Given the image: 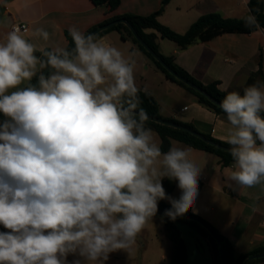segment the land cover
Masks as SVG:
<instances>
[{"label":"clouds","instance_id":"9594fccd","mask_svg":"<svg viewBox=\"0 0 264 264\" xmlns=\"http://www.w3.org/2000/svg\"><path fill=\"white\" fill-rule=\"evenodd\" d=\"M29 31L13 26L0 42V225L9 230L0 232V264H69V255L78 257L71 264H105L136 246L159 201H169L172 220L193 209L202 170L191 147L162 151L147 126L141 94L151 93L136 84L137 53L75 27L73 47L46 50ZM34 34L50 39L43 27ZM219 108L229 186L264 190V81L227 93Z\"/></svg>","mask_w":264,"mask_h":264},{"label":"crops","instance_id":"0c3cea01","mask_svg":"<svg viewBox=\"0 0 264 264\" xmlns=\"http://www.w3.org/2000/svg\"><path fill=\"white\" fill-rule=\"evenodd\" d=\"M164 1L122 0L117 9L110 11L105 5L95 6L91 0H0V7L5 8L0 22V42L5 40L16 23L25 22L30 29L26 37L37 48L50 50L57 45L69 47L66 34L70 28L75 27L88 34L91 29L109 19L128 14L150 16L160 11ZM249 1L171 0L158 20L176 33H185L201 16L208 14L242 19L250 12ZM262 3L264 6V0ZM41 27L50 33L48 41L34 34L35 29ZM98 39L118 48L125 55L137 53L136 84L141 88L146 87L157 100L162 117L190 123L200 133L226 143L223 139L228 126L226 116L217 115L198 104L189 91L168 80L131 41L123 40L119 32L111 31ZM168 42L171 41L158 40L159 52L165 57H174L178 66L204 85L218 83L221 91L242 93L244 87L261 81V77H258L260 72L264 81V29L249 34H223L186 50H180L177 44ZM154 133L156 141L161 145V138L155 131ZM174 145L187 146L173 140L172 146ZM192 149L190 158L201 168L199 181L203 184L193 207V214L209 222L229 239L237 256L264 247V190L259 185L254 188L230 187L227 178L232 165L223 167L218 156ZM177 190L176 182L171 197L174 198ZM169 205L171 206L170 203ZM149 221L164 224L161 217L155 216ZM178 227L187 247V264H213L210 247L197 229L182 223ZM147 234L148 227L145 225L137 237V246L140 238H148L145 244H141L144 249H149L153 243L157 244L155 236L149 234L148 237ZM164 251L165 249H160L153 261L144 253L141 264H169ZM118 252L119 250L109 254L108 264L119 263ZM77 258L69 255L67 259L71 264ZM259 264H264V261Z\"/></svg>","mask_w":264,"mask_h":264},{"label":"trees","instance_id":"16d2710c","mask_svg":"<svg viewBox=\"0 0 264 264\" xmlns=\"http://www.w3.org/2000/svg\"><path fill=\"white\" fill-rule=\"evenodd\" d=\"M92 3L97 6H107L110 11L117 9L121 5L122 0H91ZM171 0H165L163 2L162 8L160 11L150 15V16H137V15H124L122 17H116L113 19H109L105 21L103 24L94 27L89 31V33L95 31L99 27L108 24L113 21H117L120 19H126L136 30L139 36L143 39V41L156 52V54L180 77L184 78L185 80L191 82L192 84L202 88L205 90L210 96H212L218 102L226 96V92L221 91L218 88V83H211L208 85H204L198 80H196L188 71L181 68L175 63L174 57H165L159 52L158 40H169L177 44L180 50H186L189 47L200 43L206 42L213 38H216L223 34L228 33H244L249 34L255 32L259 29H264V6L262 0H250L249 1V10L250 12L246 15H252L255 17L257 24L255 26H247L244 22V17L242 19H229L224 18L219 14L213 13L201 16L196 22H194L190 28L185 33H176L175 31L171 30L170 28L162 25L158 18L163 13L165 6ZM245 16V17H246ZM111 31H117L121 34L123 40L131 41L142 53H144L155 65V67L165 75V77L173 83H176L189 91L196 99V102L203 107L209 109L210 111L216 113L220 116H226L222 110L215 104H213L208 98H206L203 94L196 91L195 89L189 87L176 77H174L160 62H158L147 50L143 47L136 37L133 35L132 31L125 25V24H118L113 26L105 31L99 33L96 37L99 38L102 35L107 34ZM148 31H153L152 33H148ZM88 33V34H89ZM67 39L69 41V48L73 47V42L71 40V36L69 33L66 34ZM36 55H40L39 52ZM258 77H261V81H263L262 73L258 74ZM35 82V78L34 81ZM242 94V93H241ZM142 96V107L146 110L147 115L149 117L155 119H161L167 121L169 123L177 124L183 126L185 128L194 130L199 132L192 124L190 123H182L174 119H166L161 116L160 114V105L157 100L152 96ZM4 117L0 115V122H2ZM147 126L152 128L161 138V149L162 151H167L169 147L172 146V141L181 142L191 148L208 152L214 154L219 157L221 164L223 167L231 166L233 161L229 154V152L221 150L217 147H214L206 142L202 141L201 139L197 138L196 136L188 133L186 131L170 127L167 125H163L148 119ZM200 133V132H199ZM202 134V133H201ZM207 139L211 140L212 142L228 147L227 143L221 142L212 138L211 136L203 134ZM163 187L167 193V195L171 196L175 189L176 181L168 180L165 178L162 181ZM203 184L199 181V195L202 191ZM199 197V196H198ZM171 208L168 203V200H161L158 203V209L166 210ZM187 217L198 218L201 221L205 222L220 238L223 247V253L225 256L226 264H244V262L253 255L262 254L264 253V247H259L247 254L237 256L234 250V247L229 239L221 235L216 228H214L209 222L204 220L201 217L196 216L193 214V209H190L187 213L184 214ZM156 217H161L165 224V229L167 233V237L172 245V252L170 257V264H187V247L182 236L181 230L178 227V224H187L197 229L201 237L208 243L211 254L213 257V264H223L218 243L216 239L211 235V233L203 227L200 223L193 221L189 218L185 217H177L175 220H172L166 217L164 214H160L157 212ZM2 225H0V232H6ZM264 261V258L256 259L253 261L248 262L247 264H259Z\"/></svg>","mask_w":264,"mask_h":264},{"label":"water","instance_id":"95a60500","mask_svg":"<svg viewBox=\"0 0 264 264\" xmlns=\"http://www.w3.org/2000/svg\"><path fill=\"white\" fill-rule=\"evenodd\" d=\"M5 10L4 7H0V22H1V16L3 11ZM118 24H125L133 33V35L136 37V39L138 40V42L146 48V50L158 61L160 62L174 77H176L177 79H179L180 81H182L183 83H185L186 85H188L189 87L195 89L196 91L200 92L201 94H203L206 98H208L213 104L217 105L219 107L220 102H218L217 100H215L212 96H210L205 90H203L202 88L192 84L191 82L185 80L184 78L180 77L176 72H174L157 54L154 50H152L144 41L143 39L139 36V34L136 32V30L133 28V26L126 20V19H120L117 21H113L110 22L108 24H105L101 27H99L98 29H96L95 31L91 32V34H95L96 36L101 33L102 31H105L113 26H116ZM149 117V116H148ZM149 120L163 124V125H167L170 127H174L183 131H186L188 133H191L192 135L196 136L197 138L201 139L202 141L206 142L207 144H210L214 147H217L221 150L227 151L228 147L216 144L214 142H212L211 140L207 139L203 134L196 132L194 130L185 128L183 126L177 125V124H173V123H169L167 121L161 120V119H155L152 117H149ZM228 152V151H227ZM165 210L162 209H158V213L160 214H164ZM181 217H185V218H189L193 221H196L198 223H200L203 227H205L210 233L211 235L216 239L217 243H218V247H219V251H220V255H221V259H222V263L226 264L225 261V256L223 253V247H222V242L220 240V238L215 234V232L203 221H201L198 218H193V217H187L185 215L181 216ZM264 258V253L262 254H256L253 256H250L245 262L244 264H247L250 261L256 260V259H261Z\"/></svg>","mask_w":264,"mask_h":264},{"label":"rangeland","instance_id":"374dc122","mask_svg":"<svg viewBox=\"0 0 264 264\" xmlns=\"http://www.w3.org/2000/svg\"><path fill=\"white\" fill-rule=\"evenodd\" d=\"M179 194H180V190H177L174 198H178ZM146 227H148L147 236L149 237V234L150 236L151 235L155 236V242L157 244L153 243L152 245H150L149 249H144L141 247V244L142 245L145 244L148 238L146 240H143V238L138 239V242L140 243L139 246L136 245L131 251L127 252L124 250H119L118 254H120L119 256L120 261L118 264H141V261L144 258V253L146 257H148L151 261H153L155 256L158 255V251L160 249H165L164 252H165L166 260L170 264L172 245L167 237L165 225L163 224V222H161L160 224H156V223L154 224L149 221L146 224ZM157 236H159L160 240H158ZM160 261H162V259H160ZM109 262L110 260L108 259L105 262V264H108Z\"/></svg>","mask_w":264,"mask_h":264},{"label":"built area","instance_id":"2783aa9c","mask_svg":"<svg viewBox=\"0 0 264 264\" xmlns=\"http://www.w3.org/2000/svg\"><path fill=\"white\" fill-rule=\"evenodd\" d=\"M14 26H19L21 29H23L24 27H28L29 28L28 23H25V22H18Z\"/></svg>","mask_w":264,"mask_h":264}]
</instances>
